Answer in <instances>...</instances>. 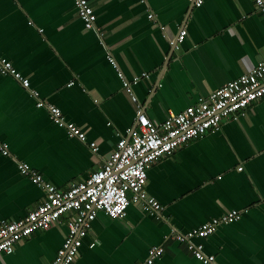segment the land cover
I'll list each match as a JSON object with an SVG mask.
<instances>
[{"label": "crops", "instance_id": "obj_1", "mask_svg": "<svg viewBox=\"0 0 264 264\" xmlns=\"http://www.w3.org/2000/svg\"><path fill=\"white\" fill-rule=\"evenodd\" d=\"M88 2L92 30L72 0H0V57L29 82L25 89L0 74V148L8 153L0 150L2 221L22 220L44 200L18 163L66 191L100 169L136 126L120 75L128 82L146 75L131 91L160 125L264 62V20L250 0H202L200 7L187 0ZM182 29L187 35L178 43ZM38 102L59 109L86 141L69 137ZM145 193L162 206L159 214L138 203L122 219L99 212L73 264H136L152 247L164 249L154 264H202L170 235L229 211L240 219L203 240V252L214 264H264V97L158 160ZM67 234L61 218L0 255V264H51Z\"/></svg>", "mask_w": 264, "mask_h": 264}, {"label": "built area", "instance_id": "obj_2", "mask_svg": "<svg viewBox=\"0 0 264 264\" xmlns=\"http://www.w3.org/2000/svg\"><path fill=\"white\" fill-rule=\"evenodd\" d=\"M77 15L86 30L95 28L96 14L88 0H72ZM145 3L146 0H138ZM196 7L202 0H187ZM264 20V0H250ZM152 19L153 16L149 15ZM186 30L179 32L178 43H182ZM114 65V61L109 59ZM0 74L11 76L28 89L29 82L16 71L11 62L0 57ZM146 77H134L128 82L122 75V86L136 105V126L129 128L119 137L115 150L102 167L66 191L46 182L27 164L18 163L19 173L28 178L44 192L43 202L17 222L0 220V255H10L14 246L31 237L37 231H46L61 218H65L68 234L51 264H73L78 257L82 239L91 228L99 212L112 219H122L131 203H138L150 215L159 214L162 206L145 193L148 171L161 158L171 155L190 141L207 133L220 130L223 122L231 117L237 119L249 106L264 97V62L250 69L234 81L226 83L206 98H200L195 105L179 114L170 113L160 125L153 124L143 112L132 94V86ZM31 96H35L31 93ZM38 108H45L53 122L64 129L71 138L86 141L85 134L73 123L65 121L59 109L43 102ZM97 152L94 143L89 145ZM3 155L7 151L0 148ZM242 170L241 167L238 168ZM239 211H229L220 218L212 219L186 233H173L169 239L184 244L193 258L202 264H214L212 256L203 252L202 241L215 233L217 228L240 219ZM162 247H152L148 256L136 264H154L163 255Z\"/></svg>", "mask_w": 264, "mask_h": 264}, {"label": "water", "instance_id": "obj_3", "mask_svg": "<svg viewBox=\"0 0 264 264\" xmlns=\"http://www.w3.org/2000/svg\"><path fill=\"white\" fill-rule=\"evenodd\" d=\"M109 158V157H108Z\"/></svg>", "mask_w": 264, "mask_h": 264}]
</instances>
